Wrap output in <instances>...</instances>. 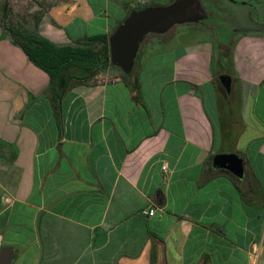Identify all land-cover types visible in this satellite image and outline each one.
Returning a JSON list of instances; mask_svg holds the SVG:
<instances>
[{
	"label": "crops",
	"instance_id": "crops-1",
	"mask_svg": "<svg viewBox=\"0 0 264 264\" xmlns=\"http://www.w3.org/2000/svg\"><path fill=\"white\" fill-rule=\"evenodd\" d=\"M172 1L58 0L38 32L75 44ZM215 1L241 12L235 36L220 42L191 26V41L142 43L131 76L140 96L113 65L92 78L65 71L54 98L49 74L0 25V250L14 249L12 264H254L264 0ZM215 47L229 52L216 59ZM226 60L228 92L213 68ZM220 94L240 95L241 119L254 122L239 132L243 178L213 166L216 154L236 152L218 144Z\"/></svg>",
	"mask_w": 264,
	"mask_h": 264
},
{
	"label": "trees",
	"instance_id": "trees-1",
	"mask_svg": "<svg viewBox=\"0 0 264 264\" xmlns=\"http://www.w3.org/2000/svg\"><path fill=\"white\" fill-rule=\"evenodd\" d=\"M38 4L40 8L37 11L28 10L29 12L20 15L9 0H0L2 10L0 25L9 33L13 42L25 51L31 61L49 74L50 89L54 98L61 95L59 81L65 71L74 69L80 72L78 74L80 77L92 78L113 66L109 47L111 34L90 35L75 44L59 45L38 32L44 10L42 3ZM136 73L135 68L132 75ZM132 75L123 74L125 80L132 84L140 96V86L138 82L132 81Z\"/></svg>",
	"mask_w": 264,
	"mask_h": 264
},
{
	"label": "rangeland",
	"instance_id": "rangeland-1",
	"mask_svg": "<svg viewBox=\"0 0 264 264\" xmlns=\"http://www.w3.org/2000/svg\"><path fill=\"white\" fill-rule=\"evenodd\" d=\"M9 1L10 4L13 5L15 11L20 15H22V13L29 12L28 10L37 11L38 9H34L35 5L40 2L43 5V9L49 7L51 3H55V2L58 3V0H52V1L51 0H9ZM223 2L225 3V1ZM202 3L207 13V17L205 19L199 22H191V23L175 25L173 28H171L168 32L164 34L150 33L143 39V43H147L151 40L153 42L164 41L174 37L175 35H177L175 36L176 37L175 39L163 42V45H166V43H170L171 45L173 42L178 43L181 40L191 41L193 35L191 32H187V28L191 26L192 27L197 26L204 31L211 32V34L214 35V38L216 40H220V42L228 41V38L234 37L235 34L231 32L234 31L235 23L241 25L242 23L241 15H239L241 12L226 8L224 7L226 5H221L218 1L215 0H202ZM1 14H2V10L0 8V17ZM253 14H255V12H253ZM19 18H21V16H19ZM235 19H237L236 22ZM222 51H224L225 53L229 52L227 48L222 49L219 47H215L216 59L219 58ZM223 65L224 66H222L221 64H214L213 68L215 73H219L220 75L223 74L225 71L227 72L231 71L230 60L224 61ZM221 92L223 91L221 90ZM217 100L219 102V108L221 111L219 115L221 118V120L219 118V142H218L219 147L224 148L225 150L228 149L235 150L236 153H238L239 151L238 141H241L242 138L246 135V134L240 135L239 132L247 131L245 130V127L252 125L253 121L252 120L250 121L249 118L241 119L240 111L243 106V101L240 95H236L235 97L234 96L226 97L225 95L220 94L218 95ZM228 108H230V113H227L226 111ZM227 114H229L230 117L232 116V120L234 116V123H231V126L233 125L235 126L234 128H229L227 126L229 124ZM247 116L251 118L249 114ZM228 131L231 132V137L229 139H227L226 136V133ZM262 180H263L262 182L263 185L261 191L258 193L257 196L253 195V198L255 197L253 200V206H256V209L259 215H261V218L263 219V223H264V177ZM256 243L258 248L254 250L256 254L254 264H264V224L261 232L258 233Z\"/></svg>",
	"mask_w": 264,
	"mask_h": 264
},
{
	"label": "water",
	"instance_id": "water-1",
	"mask_svg": "<svg viewBox=\"0 0 264 264\" xmlns=\"http://www.w3.org/2000/svg\"><path fill=\"white\" fill-rule=\"evenodd\" d=\"M207 17L202 0H173L167 5L148 6L132 10L109 36L110 59L127 75H132L143 39L150 33L164 34L175 25L199 22ZM221 83L231 90L232 78L220 75ZM213 166L244 177V159L236 152L219 153L213 158ZM15 251L11 247L0 250V264H12Z\"/></svg>",
	"mask_w": 264,
	"mask_h": 264
},
{
	"label": "built area",
	"instance_id": "built-area-1",
	"mask_svg": "<svg viewBox=\"0 0 264 264\" xmlns=\"http://www.w3.org/2000/svg\"><path fill=\"white\" fill-rule=\"evenodd\" d=\"M167 168V166L165 165L164 166V169H166ZM154 211H155V209L154 208H152V209H149V214H154Z\"/></svg>",
	"mask_w": 264,
	"mask_h": 264
}]
</instances>
